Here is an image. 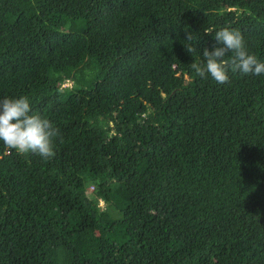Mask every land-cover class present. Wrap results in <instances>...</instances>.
<instances>
[{"label":"trees","instance_id":"trees-1","mask_svg":"<svg viewBox=\"0 0 264 264\" xmlns=\"http://www.w3.org/2000/svg\"><path fill=\"white\" fill-rule=\"evenodd\" d=\"M225 27L264 62V0H0V99L59 129L0 141V264H264V74L191 69Z\"/></svg>","mask_w":264,"mask_h":264},{"label":"clouds","instance_id":"clouds-1","mask_svg":"<svg viewBox=\"0 0 264 264\" xmlns=\"http://www.w3.org/2000/svg\"><path fill=\"white\" fill-rule=\"evenodd\" d=\"M204 33L213 35L214 43L211 50L203 48V62L191 63L196 76H210L218 84H225L229 81L230 73L264 74V62L247 51L244 38L238 30L225 27L214 31L205 28ZM185 40H193L190 32L186 31ZM184 47L190 54L197 50L191 43ZM58 136L59 129L49 119L32 112L27 97L0 99V141L9 150L21 155L34 153L49 160L55 155L54 140Z\"/></svg>","mask_w":264,"mask_h":264},{"label":"rangeland","instance_id":"rangeland-1","mask_svg":"<svg viewBox=\"0 0 264 264\" xmlns=\"http://www.w3.org/2000/svg\"><path fill=\"white\" fill-rule=\"evenodd\" d=\"M100 203L102 204V201H100Z\"/></svg>","mask_w":264,"mask_h":264}]
</instances>
